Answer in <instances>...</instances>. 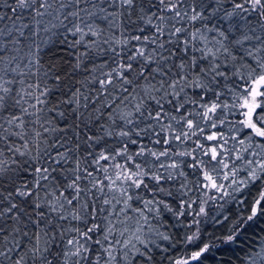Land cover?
<instances>
[{
	"label": "snow or ice",
	"instance_id": "1",
	"mask_svg": "<svg viewBox=\"0 0 264 264\" xmlns=\"http://www.w3.org/2000/svg\"><path fill=\"white\" fill-rule=\"evenodd\" d=\"M257 182L264 0H0V264H156L165 211L243 207ZM261 217L264 190L217 239ZM199 240L165 259L204 264ZM240 264H264V237Z\"/></svg>",
	"mask_w": 264,
	"mask_h": 264
},
{
	"label": "trees",
	"instance_id": "2",
	"mask_svg": "<svg viewBox=\"0 0 264 264\" xmlns=\"http://www.w3.org/2000/svg\"><path fill=\"white\" fill-rule=\"evenodd\" d=\"M231 119H237L238 117H230ZM227 131V129H225ZM237 164L243 168L242 162H237ZM227 171V170H225ZM239 178H246V173L241 171ZM191 180H195V177H190ZM221 182L227 184V181L221 180ZM192 185L190 184V187ZM242 187V192L236 193L237 200L243 195L246 201L245 206L240 207L236 200L231 198H225V200H220L216 203H210L207 208L209 215L207 217H194L193 214H187L181 217L179 220L172 213L165 211L160 217V223L156 226L160 228V231L172 237V244L175 246L170 249L166 254H158L156 256V264H170L169 260L165 259V256H171L172 259L186 257L191 254V251L195 249L196 245L185 244L184 237L186 235H191L193 232L199 229L200 240L197 242L210 243L215 245L209 253L206 254V259H204V264H240V258L243 256V250L245 245H248L252 240L258 237H264V217H261L246 235L239 238V241L234 244H224L217 237H222L227 230L231 227L229 220L237 213L247 214V204L253 201L259 196V192L264 190V186L257 182L255 185H248L247 187ZM231 191V189H229ZM199 193L191 194L192 199H196ZM178 201L172 202V207L175 210L177 208ZM196 206H194V212ZM228 216L229 220H224L223 217ZM215 218V219H214ZM194 219H198L201 222L197 225L194 223ZM220 220L221 223H216L215 220ZM156 224L155 221H153ZM255 233V236L253 235ZM168 242H162V247H168ZM258 246V245H257Z\"/></svg>",
	"mask_w": 264,
	"mask_h": 264
}]
</instances>
